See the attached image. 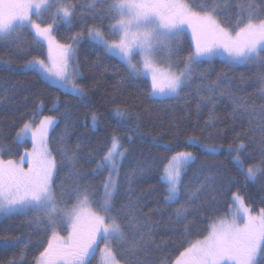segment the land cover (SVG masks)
<instances>
[{"label": "snow or ice", "instance_id": "6c2138e0", "mask_svg": "<svg viewBox=\"0 0 264 264\" xmlns=\"http://www.w3.org/2000/svg\"><path fill=\"white\" fill-rule=\"evenodd\" d=\"M232 5L235 11L230 10ZM80 7L84 11L79 17L86 25L89 41L105 55L119 58L129 77L150 78L147 99L152 103L179 100L196 68L217 58L230 65L264 66V0H83ZM52 8H55L52 22L43 24L32 18L33 14L39 18L43 11ZM76 9L77 5L70 2L0 0V42L15 44L20 49L21 32L32 33V41L22 50L36 54L26 60L22 70L34 72L50 86L87 102L85 89L77 82L81 74L74 66L78 61L73 47L84 33L69 37L72 43H61L53 34L55 18L71 26ZM186 34L191 38L190 50L180 60L178 42ZM259 80L264 85V73ZM218 88V82H208L196 89L197 111L202 106L209 107V118L205 121L208 128L216 127ZM228 94L237 106L233 119L237 115L248 119L250 144L238 136L227 150L246 181L264 180V104H250L230 90ZM36 108L15 134L18 145L30 140L31 150L25 148L19 159H4L11 149L0 144V215L35 212L37 215L29 223L46 229V236L36 241L33 264H151V248L160 247L153 237L155 222L139 207V200L132 198V183L143 175L144 168L138 166L123 175L126 202L117 207L121 196L120 168L128 154L121 138L113 134L96 161L93 176H102L97 187L77 167L79 145L71 147L63 135L56 137L59 121L55 116L42 114V101L37 102ZM58 108L57 98L52 110ZM113 113L130 129L128 121L140 118L139 113L119 105ZM92 120L95 125L97 117L93 115ZM53 143L60 163L67 162L71 169V179L68 183L61 181L59 187L54 181L59 169L50 146ZM185 145L210 154L223 148L203 143L196 135L188 136ZM250 145L260 151L259 164L245 161V155L251 156ZM158 146L174 152L166 157L158 179L164 186V203L179 205L173 215L183 227L180 246L183 250L177 249L173 258H161L156 264H264V208L254 214L244 198L234 193L226 210L210 217L204 229L194 233L195 222L188 220L189 206L200 199L205 184L213 182L214 177L210 171L201 169L197 174L203 176L205 183H186L184 175L196 163V154L174 150L170 143ZM105 172L107 175L103 176ZM2 239L6 243L9 240L23 243L22 255L32 245L31 235L24 240Z\"/></svg>", "mask_w": 264, "mask_h": 264}, {"label": "trees", "instance_id": "16d2710c", "mask_svg": "<svg viewBox=\"0 0 264 264\" xmlns=\"http://www.w3.org/2000/svg\"><path fill=\"white\" fill-rule=\"evenodd\" d=\"M67 2L77 5L76 18L71 26L57 24L53 33L61 43H72L69 37L78 32L84 33L79 43L73 44V47L76 49L77 66L81 72L77 82L84 87L87 102L50 86L34 72L22 70L26 60L36 54L22 50L27 49L32 41V33L27 30L21 32L20 49L15 44L0 42V144L11 149L10 154L6 151L3 158L19 159L25 148L31 149L30 140L23 146L18 145L15 142V134L22 123L37 111L36 104L39 101L44 105L42 114L55 116L59 121L55 131L56 137L63 135L65 143L71 147L79 145L77 167L97 187L102 176H93L92 170L109 145L112 135L119 136L128 154L120 168L121 196L117 200V207L126 202L123 175L138 166L143 167V175L138 176L132 183V198L139 200V207L155 222L153 237L160 247L159 250L151 248V264H156L161 258L171 259L177 255V249L183 250L180 247L183 242V227L176 222L173 215L174 209L179 205L164 203V186L158 179L163 164L167 162L166 157H170L174 152H166L158 146L161 143H170L174 150L193 151L196 154V163L184 175L186 183H205L203 176L197 174L201 169L210 171L214 177L213 182L205 184L200 199L189 206L188 220L195 222L192 229L194 233L202 231L210 217L225 211L226 206L231 204L234 193H239L253 212L264 208V180L258 178L255 182L246 181L227 150L228 145L234 144L238 136L246 144H250L248 119H242L238 115L233 119L237 106L229 96V90L250 104H264V85L259 80L260 74L264 73V66L255 63L230 65L217 58L196 68L191 83L179 100L169 99L164 103H152L147 99L150 78L129 77L125 64L119 58L105 55L101 48L89 41L86 25L79 17V13L84 11L80 7L83 0ZM51 10L54 11L53 8ZM230 10L235 11L234 5ZM45 19L43 24L52 22L50 14ZM91 22L89 18L88 23ZM178 44L182 60L190 50V36L186 34ZM176 59L174 57V60ZM208 82L219 84L215 101L218 117L215 128L205 125L209 118V107L202 106L199 111L196 108L199 102L196 89L202 83ZM221 91L224 95H220ZM57 98L59 108L52 110ZM117 105L139 113V119L132 118L128 121L131 129L114 115L113 109ZM93 115L97 117L95 125ZM191 135L199 136L203 143L223 145V148L218 153L210 154L198 148L186 147L185 141ZM50 146L58 162L59 172L54 181L55 186L59 187L61 181L69 182L71 169L67 162L60 163L61 157L55 150L56 144ZM249 152L251 156L245 155L246 163L259 164L262 159L259 149L250 145ZM106 175V172L103 173V176ZM33 218L31 212L0 216V264H33L36 241L46 236L43 226L37 228L34 223H29ZM61 232L65 233L63 228ZM29 235L32 245L23 255V243L16 244L12 240L6 243L2 239L19 237L24 240Z\"/></svg>", "mask_w": 264, "mask_h": 264}, {"label": "rangeland", "instance_id": "374dc122", "mask_svg": "<svg viewBox=\"0 0 264 264\" xmlns=\"http://www.w3.org/2000/svg\"><path fill=\"white\" fill-rule=\"evenodd\" d=\"M53 2L54 3H68L67 2V0H53ZM53 10L54 11H52V10H50V11H43L42 12V15L38 18L35 14H33V16H32V18L34 19V20H36L38 23H43L46 19L45 18H47V16H48V14H50L51 16H52V19H53V17H54V14H55V8H53ZM55 20H56V22H55V25H54V27L57 25V24H66V23H64L62 20H60L59 19V17H56L55 18ZM68 25V24H67ZM54 34V33H53ZM189 35V34H188ZM190 36V35H189ZM161 55H163V53L161 54ZM173 59H174V57H173ZM74 66L75 67H77V69H78V71H79V73L81 74V72H80V69H79V67L77 66V64H74ZM81 76V75H80ZM79 76V77H80ZM78 77V78H79ZM78 78H77V80H78ZM31 149H29V151H30ZM25 167H27V163H25ZM32 213V215H33V217H35L36 215H37V213H35V212H31ZM254 214H255V212H254ZM0 216H3V215H0ZM61 228H63V226H61L60 227V232H61ZM65 233H62L61 232V235H64Z\"/></svg>", "mask_w": 264, "mask_h": 264}]
</instances>
